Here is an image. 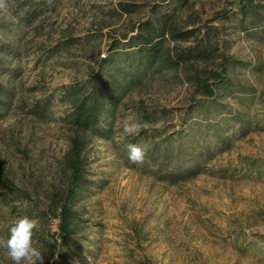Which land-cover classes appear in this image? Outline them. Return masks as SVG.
<instances>
[{
  "label": "rangeland",
  "instance_id": "374dc122",
  "mask_svg": "<svg viewBox=\"0 0 264 264\" xmlns=\"http://www.w3.org/2000/svg\"><path fill=\"white\" fill-rule=\"evenodd\" d=\"M37 1L35 19L17 25L27 8L0 0V238L17 218L37 219L45 263L75 132L62 88L84 81L156 4L209 33L230 86L206 96L175 72L149 76L125 91L102 130L79 133L89 181L74 205L84 220L79 255L69 263L65 244L49 264H264V6L242 17L232 0ZM121 1L137 6L121 14ZM125 121L138 122V134L126 135ZM130 143L147 147L142 164L128 160ZM0 264H12L3 248Z\"/></svg>",
  "mask_w": 264,
  "mask_h": 264
},
{
  "label": "trees",
  "instance_id": "16d2710c",
  "mask_svg": "<svg viewBox=\"0 0 264 264\" xmlns=\"http://www.w3.org/2000/svg\"><path fill=\"white\" fill-rule=\"evenodd\" d=\"M12 1L16 2L17 9L27 8L24 15L18 16L17 25H29L39 13L41 1ZM187 2L188 0L169 1L170 4L175 3L178 6ZM230 4L242 17H246L249 14L257 15L258 9L264 6V0H232ZM136 6L134 2L121 1L117 11L130 14ZM132 30L135 31L133 34L124 37L127 39L125 43L121 44L119 39L110 43L108 55L97 60L84 81L62 88L69 106L66 119L75 132L70 136V146L64 156L69 180L56 208L58 228L50 237L48 256L44 264L54 262V258L59 257L57 253L63 250L62 245L65 244L71 245V250L67 253L69 263L75 260L74 256L79 255L76 244L78 239L75 237L82 230L81 222L84 220L74 205L86 196L89 183L84 174L85 140L79 133L102 130L99 125L102 120L115 116L125 91L149 76L175 72L206 96L214 95L218 85L230 86L225 76L226 56L219 53L218 43L212 41L209 33L202 36L201 27L194 19L181 21L175 9L166 11L155 4L150 7L149 17L135 25ZM11 50L17 52L16 47ZM218 58L221 61L216 67H198L199 63L216 64ZM0 89L3 90L2 87ZM0 96L7 99L3 93ZM197 170L198 166H194L183 171L184 173L170 172L169 176L176 178L182 174H193Z\"/></svg>",
  "mask_w": 264,
  "mask_h": 264
},
{
  "label": "clouds",
  "instance_id": "9594fccd",
  "mask_svg": "<svg viewBox=\"0 0 264 264\" xmlns=\"http://www.w3.org/2000/svg\"><path fill=\"white\" fill-rule=\"evenodd\" d=\"M4 5L0 3V7ZM138 122L125 121L122 130L126 135H135L139 132ZM128 160L133 164L144 162L147 147L141 144L127 145ZM38 220L22 216L15 220L8 230L6 238H0V248L6 251L12 264H44V258L37 247H34V231L38 228Z\"/></svg>",
  "mask_w": 264,
  "mask_h": 264
}]
</instances>
